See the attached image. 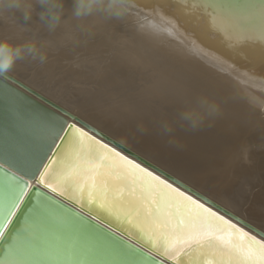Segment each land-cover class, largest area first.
<instances>
[{"label":"bare ground","instance_id":"bare-ground-1","mask_svg":"<svg viewBox=\"0 0 264 264\" xmlns=\"http://www.w3.org/2000/svg\"><path fill=\"white\" fill-rule=\"evenodd\" d=\"M63 7V19L54 31H49L40 21V13L45 10L42 4L34 5L32 17L34 21L32 18L26 20L20 12L16 15L0 13V38L8 37L18 44L33 43L37 46L38 53L45 57L43 62L39 58L34 60L30 56L25 57V60L15 65L10 72L28 84L41 88L46 95L61 100L64 105L69 104V108L83 114L85 119L110 132L243 218L244 213L247 214L243 210L244 204L241 203L245 199L243 197H246L245 195L250 197V200L247 199L245 202L248 204V201L251 202L257 196L248 194L251 190L246 183L249 185L251 182L254 185L251 187L256 186L253 178L263 165L260 162L257 164V161L259 154H264V150L259 153L251 145L257 137H264V132L257 133L259 131L252 130L259 116L256 118L252 111L260 109L264 113V78H258L252 72L248 73L249 79L257 80V83L262 82V85H257L248 81H238L236 77L226 75L227 78L223 79H227L228 84L236 85L239 94L244 90L245 96L238 97L249 104L250 109L247 110L250 114L241 113L236 108L224 109L221 86L224 89L225 83L222 80L209 82L198 75L202 69L211 73L204 65L210 66L213 61L203 57L204 63L198 56L199 65L193 66L190 62L189 66L187 62V68L184 69L171 60V62L161 60L162 54L156 48L157 45L155 48L150 46L154 43L149 45L148 40L145 44L142 37L139 39V34L131 32L133 29L127 31L128 28L124 29L121 25L118 29L119 19L118 21L105 19L99 16L100 13L76 19L72 16L74 0H64ZM177 12L183 13L179 9ZM126 14L129 16V11ZM122 21L127 20H123L122 17ZM133 21L135 22L134 19ZM138 28L141 30L140 24ZM148 28L150 30L152 27ZM151 31L153 30L151 29L149 34ZM151 35L149 36L152 38ZM226 42L233 46L238 45L235 38ZM163 51L164 49L161 52ZM63 59L70 64L77 63L75 65L81 66L82 69H76L77 66H70L69 63L56 64ZM88 61L92 62V66L86 65ZM34 69L36 70L33 71ZM69 77L77 83L84 84L81 89H76L79 94H89L82 96L81 102L72 101L75 95L71 91L75 89L67 85ZM94 81H98L94 83L95 87L90 86L87 89ZM201 98L206 99L215 110L211 115L206 113L203 122L193 130L180 119V114L194 106ZM227 98L229 103L232 97L230 100ZM6 116H14V113ZM165 125L172 129L170 133L165 132ZM262 142L260 145H264ZM90 147L86 142L85 148ZM83 155L87 158V151ZM71 161L72 158H69L66 163L72 165L74 161L73 163ZM104 179L107 181V194L114 196L119 206L138 209L136 219L150 229L153 219L155 217L163 219L164 213H171L174 219L177 217L183 219L189 211H195L192 205L184 208L180 203L165 196L156 187L155 182L147 177L125 174L116 168L108 169ZM244 184L247 186L243 191L245 195L236 194L237 187ZM17 185L8 179L0 195V229L5 225V214L9 211L7 207L10 206L12 212L15 208H12V201L16 199ZM256 191L253 190L254 193H257ZM262 194L259 191L258 195ZM9 217L7 216V221ZM256 218L257 221L264 223V216L261 218L257 215ZM209 239L212 240L210 245ZM192 242L191 239L178 240L166 253L177 254ZM226 242L241 247L248 244L245 237L237 239L236 234L231 231L223 234L222 240H216L214 236H201L200 243L204 247H197L191 258L201 264L239 263L231 249L224 246ZM10 248L15 256L8 254ZM37 248L74 251L76 255L72 259L78 264L152 262L142 255L134 256L133 252L96 232L83 220L40 198H35L23 211L18 224L1 248L0 257L11 260L12 264H41L48 258L36 255L34 250Z\"/></svg>","mask_w":264,"mask_h":264},{"label":"water","instance_id":"water-1","mask_svg":"<svg viewBox=\"0 0 264 264\" xmlns=\"http://www.w3.org/2000/svg\"><path fill=\"white\" fill-rule=\"evenodd\" d=\"M251 2L253 0H131L128 11L129 16L138 15L131 16L134 19L143 18L153 23V31L159 37L157 40L162 39L165 48L177 53L174 55L177 58H174L175 62L179 61L177 65L182 60H194L193 55L200 56L203 62V57H206L213 63H210L211 67L208 64L202 65L209 68L211 73L202 69L198 72L200 78L212 82L222 80L225 83V94L233 93L242 97L245 96L244 90H240L242 94H239L236 85L228 84L227 79L223 78H227L226 75L229 74L238 81L262 85V82L257 83V80L247 77L252 72L258 78H264V16L245 7ZM255 2L258 4L259 0ZM178 9L183 13L177 12ZM126 13L124 16L131 18ZM232 38L237 40L238 45L233 46L226 42ZM183 46H187V52L183 51ZM170 58L162 55L160 59ZM240 70L242 72L239 73ZM13 113L14 116H6ZM263 114L261 113L262 117ZM68 124L84 128L97 140L116 148L161 180H167L173 187L231 220L239 228H243L245 233L264 241V230L259 226L245 220L60 101L8 72L0 75V195L8 179L16 186L23 178L28 184V191L21 198V203L15 206L8 223L0 229L6 237L0 238V253L23 211L35 198H40L83 220L96 232L133 252L134 256L142 255L143 258L160 264H201L191 258L197 248L194 241L177 254L168 255L169 252L164 251L159 239H148L150 228L136 219L138 209L119 206L115 199L120 211H113L111 208L101 207L100 202H90L86 195L80 199L76 198L79 194L72 191L61 195L65 191L62 185L54 184L57 190L53 191L44 184L37 183L40 175L57 156L63 159L67 155V160L72 158L71 163H78L71 154L75 147V130L69 134ZM61 125L65 126V131H60ZM254 126L259 128L260 124ZM57 136L65 139H54ZM37 165L40 167L37 168ZM26 171L35 172L36 178L26 176ZM49 182L45 177V183ZM107 196L109 201L115 198L109 194ZM9 208L10 206L7 210ZM126 211H133V216H127Z\"/></svg>","mask_w":264,"mask_h":264},{"label":"snow or ice","instance_id":"snow-or-ice-1","mask_svg":"<svg viewBox=\"0 0 264 264\" xmlns=\"http://www.w3.org/2000/svg\"><path fill=\"white\" fill-rule=\"evenodd\" d=\"M253 11L259 12L264 16V0H259L257 4L255 0L245 5ZM75 130L76 139L75 147L72 149V156L79 161L68 165L65 161L67 155L63 159L60 156L53 159L47 166L44 173L40 175L38 184H44L45 187L56 191L53 186L62 185L65 188L61 195L67 194L69 191L78 193L77 199L83 198L85 195L90 202H100L101 207L111 208L113 211H120L115 203V198L109 201L107 196V181L104 175L107 174L108 169L115 170L119 168L125 174L139 175L147 177L155 182L157 188L165 196L171 200L180 203L181 207L187 208L192 205L195 211H189L187 216L183 219L173 218L171 213H164L163 219L155 217L152 221V228L148 232V239L152 241L160 240L165 252L171 250L178 240L191 239L196 243L197 247H204L200 243L201 236H214L216 240H222L223 234H236L237 239L241 236L248 240V244L240 246L231 242H226L224 246L231 249L234 256L238 259L239 264H264V241L257 240L256 237L244 232L243 228H239L231 220L225 219L224 216L218 212L213 211L212 208L206 207L198 200H194L192 196L185 192H181L179 188L173 187L167 180H161L160 177L154 173L149 172L147 168L141 167L134 160H130L127 156L118 152L116 148L110 147L102 140H97L93 135H90L82 127H77L74 124L67 125V131L71 134ZM60 131H65V126L61 125ZM54 139H65V137L57 136ZM90 148H85V143ZM56 147H59L57 145ZM87 151V158L83 153ZM40 166L37 165V168ZM25 175H31L33 179L36 178V173L25 172ZM45 177L49 183H45ZM21 183L17 185L16 199L12 201V208L21 203V198L27 194L28 184L21 178ZM12 214V209L5 214V224L8 223L7 216ZM125 214L129 217L133 216V211H126ZM174 219V222H173ZM0 238H6L3 231L0 230ZM208 244H212V240H208ZM36 255L46 256L48 259L42 261L41 264H78L72 257L76 253L61 249H46L37 248L34 250ZM8 254L15 256L10 248ZM151 264H157L152 261Z\"/></svg>","mask_w":264,"mask_h":264},{"label":"clouds","instance_id":"clouds-1","mask_svg":"<svg viewBox=\"0 0 264 264\" xmlns=\"http://www.w3.org/2000/svg\"><path fill=\"white\" fill-rule=\"evenodd\" d=\"M36 3L45 6V10L40 13V21L49 29L54 31L58 27L64 16V0H0V13L16 15L17 12L23 14L26 20L31 19ZM131 6V0H74L72 16L81 19L94 13H102L108 18H121ZM30 56L41 62L45 57L38 53L37 46L33 43L18 44L11 38H0V75L12 70L18 61ZM206 99H198L196 104L180 114V119L195 130L203 122L207 113L211 115L214 111ZM172 129L165 125V132L170 133ZM0 264H12L11 260L0 257Z\"/></svg>","mask_w":264,"mask_h":264},{"label":"rangeland","instance_id":"rangeland-1","mask_svg":"<svg viewBox=\"0 0 264 264\" xmlns=\"http://www.w3.org/2000/svg\"><path fill=\"white\" fill-rule=\"evenodd\" d=\"M101 14V15H100ZM99 14V16L100 17H104L105 19L107 18V19H116V21H118L117 19H119V21H118V23H120V24H118V29H120L121 28V26L122 27H124V29H127V31H131L132 29V33L133 34H139L140 35V37L137 35V37H139V39L142 37V39L145 41V44H146V41H147V44L149 43V45L150 44H153V45H150V46H153L154 48L156 47V45H157V49H158V51H159V53H161L162 55H167V57H171V55L173 54V56L171 57V58H174L175 56L174 55H177V53L176 52H174L172 49H167V48H165V45L162 43L163 41H161V40H158L159 42H160V44H158L159 42L157 41V33L155 34L154 33V31H151L152 33H150L149 34V32H150V30L152 29H154L153 27L154 26H151V24H153L152 22H150V21H148V22H145V21H147V19L145 20V19H141V17H140V19L141 20H137V19H134V18H127V16H122L123 17V20H127L126 22L125 21H122V17L121 18H108V17H106L104 14H102V13H100ZM102 15H104V16H102ZM128 15V14H127ZM32 17H33V15H32ZM31 17V18H32ZM126 17V18H125ZM130 17V16H129ZM36 18V17H35ZM125 18V19H124ZM33 19V21H34V18H32ZM37 19V18H36ZM133 19L135 20V22L133 21ZM26 21V20H25ZM130 21V22H129ZM132 21V22H131ZM138 22V26L136 25V23ZM28 22V21H27ZM40 22V21H39ZM140 22H142V23H140ZM149 22H150V24H149ZM29 23V22H28ZM27 23V24H28ZM128 23V24H127ZM129 23H134V24H129ZM143 23H145V24H143ZM122 24H124V25H122ZM139 24H140V27H141V30H139L140 28H138L139 27ZM141 24H143V25H145V26H143V25H141ZM119 25H121V26H119ZM129 25V26H128ZM134 25V26H133ZM148 25V26H147ZM126 26V27H125ZM150 26V30H148L149 28H147V27H149ZM40 27H42V26H40ZM120 27V28H119ZM131 27V28H130ZM134 27L136 28V29H134ZM146 29H145V28ZM33 28V27H32ZM144 28V29H143ZM28 29H30V28H28ZM130 29V30H129ZM137 32H136V31ZM148 30V31H147ZM135 32V33H134ZM139 32H141V33H139ZM144 32H146V33H144ZM143 33V34H142ZM155 35H154V34ZM151 35V34H153V35H151L152 36V38L149 36V35ZM145 35V36H144ZM144 36V37H143ZM146 36H148L147 37V39H146ZM156 36V37H155ZM170 36V35H169ZM161 38V37H160ZM170 38H172V36H170ZM150 39V40H149ZM151 39H153V40H151ZM154 39H156V40H154ZM174 40L177 42L178 40L174 37ZM157 41V42H156ZM152 42V43H151ZM162 43V44H161ZM178 43H179V41H178ZM181 45H183L184 43H180ZM155 45V46H154ZM160 45H162V47L159 46ZM184 47V48H183ZM182 47V49H183V51H186L187 52V46H183ZM186 47V48H185ZM156 49V50H157ZM164 49V51L163 52H161L162 50ZM167 50H169V51H171V53L169 52H167ZM157 51V52H158ZM49 52V51H48ZM166 52H167V54H166ZM164 53V54H163ZM168 54H169V56H168ZM194 56V55H193ZM192 56V58H194V62H192V61H182V62H180V65L179 66H181V67H183L184 69L185 68H187V64L189 65L190 64V62H191V64L192 65H194V63H195V65L194 66H197V65H199V60H198V56H194L193 57ZM27 57H29V56H27ZM176 58V57H175ZM29 59V58H28ZM177 59V58H176ZM23 60H25V58L23 59ZM163 60V59H162ZM165 61L166 60H168V61H170V59H164ZM172 60V59H171ZM198 60V61H197ZM65 61V62H64ZM174 61V59L172 60V62ZM171 62V61H170ZM185 62V63H184ZM188 62V63H187ZM19 63H22V60L21 61H18L17 63H16V65L17 64H19ZM65 64V65H68V63H69V65L70 66H73V67H76L77 65H75V64H77V63H74L73 64V62H71V64H70V62H68V61H66V59H63V60H61V61H57L56 62V64ZM173 63H175V61L173 62ZM176 63H178L179 64V61H177ZM184 63V64H183ZM187 63V64H186ZM53 64H55V61H54V63ZM60 64V65H61ZM79 64V63H78ZM183 64V65H182ZM186 64V65H185ZM191 64L189 65V66H191ZM86 65L87 66H92V62H90V61H88L87 63H86ZM185 66V67H184ZM21 67V66H20ZM79 68H81L82 69V67L80 66V67H76V69H79ZM39 70H40V68H38ZM36 69H34L33 71H35ZM38 70V71H39ZM33 71H32V74H33ZM10 72V71H9ZM28 72H30V71H28ZM17 76V75H16ZM18 77V76H17ZM37 77L39 78V75H37ZM41 77V76H40ZM25 81V80H24ZM25 82H27V81H25ZM68 83H67V85H69V87L72 89V88H74L75 90H73V91H71V92H73V95H75L74 96V98L72 99V101H74L75 103H78V102H81V99H82V96H86V94L85 93H82V94H79V92H77L76 91V89H81L82 87H83V85L84 84H81V83H77V82H75L73 79H71L70 77H69V79H68V81H67ZM98 82V81H97ZM96 81H94L93 82V84L91 85V84H89L88 86H87V89L88 88H90V86L91 87H95V85H94V83H97ZM210 82V81H209ZM28 83V82H27ZM222 85V84H221ZM78 87V88H77ZM41 88H39V90H40ZM99 89V88H98ZM102 89V88H101ZM221 92L223 91V87L221 86ZM100 91V90H99ZM211 91V90H210ZM226 91V90H225ZM71 98H72V96L70 95V93L68 94ZM87 95H89V94H87ZM223 96V97H222ZM227 97H229V100L231 99V97H232V99L229 101V103L227 102L228 101V98ZM53 98V97H52ZM224 98V99H223ZM55 99V98H54ZM221 99L222 100H224V102L226 103H224L223 105H224V109H228V108H230V109H233V108H236L237 110H239L241 113H245V114H248L250 111H248L247 109H250L249 107V104L246 102V101H241V100H243V99H241L240 97H238V95L236 96V94H233V96H232V94H230V95H228V94H225L224 93V91L222 92V94H221ZM225 99H227L226 101H225ZM58 101H60L63 105H64V103L61 101V100H59V99H57ZM114 100H116V99H114ZM235 100H236V102H235ZM240 100V102H238L237 103V101H239ZM118 101V100H117ZM232 101V102H231ZM235 102V103H234ZM241 103V104H240ZM243 103V104H242ZM74 104V103H73ZM229 104H231V105H229ZM236 105V106H235ZM238 105V106H237ZM240 105H241V107H240ZM245 105V106H244ZM65 106L67 107V108H69V104H67L66 105V103H65ZM73 106V105H72ZM238 107H240V108H238ZM246 108V109H245ZM71 109V108H70ZM258 110V111H257ZM256 111H252V114H255L256 115V118H257V115L259 114V116H258V118H257V120H259V122H257L256 124H260V128H256L255 126H254V129H252V130H254V132H257V131H259V132H257V133H263L264 132V119H262V118H264V117H262V115H261V113L263 114V110H260V109H257ZM261 112H260V111ZM88 111H90V110H88ZM244 111V112H243ZM256 112V113H255ZM259 112V113H258ZM88 113V112H87ZM78 114H80V113H78ZM250 114V113H249ZM81 115V114H80ZM264 115V114H263ZM81 116H83V117H85L83 114L81 115ZM261 119V120H260ZM120 121H117V123H119ZM263 126H262V125ZM262 127V128H261ZM262 129H263V131H262ZM262 131V132H261ZM262 139V141L264 142V137H260L259 136V138L257 137V139L259 140H257V139H255V141L253 142V145H251L253 148L255 147V150L257 151V152H259V153H261L262 152V150H264V145H260L261 144V142H260V140ZM256 141H257V143L259 142V144H257L256 143ZM262 142V144H264ZM257 146H256V145ZM255 145V146H254ZM262 146V147H261ZM260 147V148H259ZM135 149V148H134ZM136 150V149H135ZM138 151V150H137ZM261 151V152H260ZM139 152V151H138ZM258 153V154H259ZM142 154V153H141ZM257 154V155H258ZM258 157V156H257ZM259 159V161H257V164L260 162L261 164H263L262 165V167L261 168H259L257 171H256V177H252L253 178V181H255L256 183V186L255 187H251L253 184H251V182L249 183V185H248V183H246L247 184V186H250V190H251V192L249 191L248 192V194L250 195V196H252V195H254V194H257V196L255 197V198H253L252 200H251V202L250 201H248V204L246 203L245 204V202H246V200L248 199V200H250V197L248 196L247 197V195H245L244 193H243V191H244V188H245V184L243 185V186H240V187H237V189H236V191H235V193L236 194H241V195H245L246 197H243V202H241L242 204H244V207H243V210H245L246 212H247V214L246 213H244L245 215H244V219H246V220H248L249 222H251V223H253V224H255V225H257V226H259L260 228H262L263 230H264V223H262V222H259V220L257 221V218H256V216L257 215H259V216H261V218H262V216H264V154H259V157H258ZM262 159V160H261ZM258 178V179H257ZM259 185V187L257 188V186ZM246 186V187H247ZM254 186V185H253ZM256 188V189H255ZM258 189V191H256ZM253 190L254 191H256L257 193H254L253 192ZM259 191H261V193H263L262 195H258L259 194ZM252 192H253V194H252ZM234 195V194H233ZM236 198L238 199V197L236 196Z\"/></svg>","mask_w":264,"mask_h":264}]
</instances>
